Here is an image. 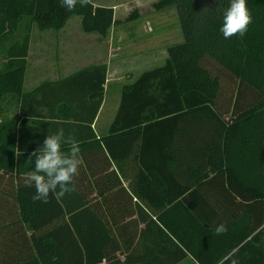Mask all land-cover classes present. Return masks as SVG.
Here are the masks:
<instances>
[{
    "label": "trees",
    "instance_id": "trees-1",
    "mask_svg": "<svg viewBox=\"0 0 264 264\" xmlns=\"http://www.w3.org/2000/svg\"><path fill=\"white\" fill-rule=\"evenodd\" d=\"M229 5L230 0L153 4L156 12L177 10L184 40L168 47L165 65L123 86L115 120L99 142L117 161L136 150L138 190L155 183L160 193L156 201L149 197L159 210L154 220L158 230L155 234L147 228L154 243L140 264H178L187 257L197 264H231V259L264 264V0H247L253 19L243 38L224 39L220 32ZM139 14L134 11L125 21ZM74 15L81 16L86 34L102 39L123 22L115 20L113 7L91 0L73 11L62 7L61 0H0V173L26 174L34 167L28 161L34 149L22 146L25 107L45 100L56 106L58 101L55 115L71 120L81 116L64 109L85 106L93 110V121L103 103L107 64L24 92L33 29H61ZM63 88L80 95L48 98ZM13 103H21V111L10 117ZM232 105V116L226 118ZM188 138L194 147L177 144ZM126 141L128 147H121ZM148 179L151 186H146ZM25 191L17 196L24 219L34 213L33 203L37 215H45L42 203ZM53 199L66 216L60 232L64 237L55 229L41 238L33 235L34 256L8 264H135L129 257L121 261L113 256L122 248L120 241L77 192ZM84 220L90 225H77ZM219 224L227 226L226 234H215Z\"/></svg>",
    "mask_w": 264,
    "mask_h": 264
},
{
    "label": "crops",
    "instance_id": "crops-1",
    "mask_svg": "<svg viewBox=\"0 0 264 264\" xmlns=\"http://www.w3.org/2000/svg\"><path fill=\"white\" fill-rule=\"evenodd\" d=\"M91 1L95 5L113 7L115 20L123 22L113 25L105 39L97 34H86L82 29L81 31H72L65 27L47 30L34 28L24 81V92L29 93L47 81H60L91 65L107 64L103 103L93 121L90 120L93 110L84 105V107L77 109L78 111L75 110L76 108L64 109L67 114L81 116L71 120L63 118L61 115H55L58 114V101L56 106L54 102L45 100L41 102V105L35 103L32 108L25 107L24 110L27 115L21 118V120H25L22 146L25 149H36L42 145L48 134L54 133L58 128H63L66 134H74L80 148L79 158L81 160L79 175L75 177V192L79 194L87 207L94 210L103 219L106 226L112 230V234L120 241L122 248L113 256L120 258L121 261H125L129 257L132 263L140 264L139 259L143 257L141 255L146 249L150 250L148 245L154 243L151 242L152 236L147 228L150 227L151 233L155 232V234L158 230L154 220H156L155 215L159 210L156 209V204L152 203L149 197L151 196L156 201L160 198V193L155 189V183L150 185L149 179L146 180V186L151 187L138 190V184L141 185L139 180L141 170L136 158V150L131 156L122 161H117L111 158L104 146L101 147L99 144L102 143V137L109 134L110 126L115 120L121 103L123 86L135 82L142 73L153 69L154 65H157L155 67L165 65L169 46L163 49L162 45H159V38L162 37L163 33L159 37L157 34L155 37L151 35L145 37V35L139 36L136 28L127 30L123 27L125 26L124 21L129 17V5L132 2L124 9L118 7L115 9L119 3L109 5L111 1ZM136 18L139 21L143 19L141 14ZM149 38L150 50L145 48V42ZM48 46L59 48L60 51L57 52L63 53L64 58L58 61L60 57L58 55L57 58L56 52L53 56L55 65H46L41 61L36 68L30 71L29 58L32 50L35 48L36 55H45ZM123 46H133L132 48L136 51L128 54L116 52V49ZM106 51H108L109 56L104 55ZM47 55L51 56V54ZM160 55L161 59L158 58ZM71 93L73 95H68ZM76 93L78 95H74ZM79 93L78 90L63 88L50 92L48 98L54 99L52 97L54 95L57 99L59 96L77 97L80 95ZM35 100H39V98ZM74 105L76 106V104ZM20 107L21 103H13L10 107L9 116L13 117L14 114H18L21 111ZM221 110L226 113V108L223 106ZM232 113L233 105L229 113L226 114V118H230ZM178 142L185 147L195 146L190 138L179 140L177 144ZM128 143V141L126 143L121 142V147H128ZM66 149L67 146H65ZM25 179V174L0 173V264L32 258L35 254L33 235L41 238L44 233L55 229L60 239L64 237V234L60 232L63 229L61 227H65L66 216L51 195V203L41 202L42 204L39 206L44 210L45 215H37L33 203L34 213L28 216V221L24 219L17 199L18 193L21 190H26L25 193L29 197L35 193L34 187H25ZM79 200L77 197V202ZM91 221L92 219L89 218L88 222L91 223ZM80 222L81 226L89 224H86V220H84L83 223L78 221L77 225H80ZM171 246L173 245H169L170 250ZM150 257L155 259L153 253ZM187 260L193 259L187 257L178 264H183Z\"/></svg>",
    "mask_w": 264,
    "mask_h": 264
},
{
    "label": "clouds",
    "instance_id": "clouds-1",
    "mask_svg": "<svg viewBox=\"0 0 264 264\" xmlns=\"http://www.w3.org/2000/svg\"><path fill=\"white\" fill-rule=\"evenodd\" d=\"M90 0H61V6L68 11L75 10L77 4L87 6ZM252 14L247 6V0H230V5L223 12V23L220 32L224 39L234 36L243 38L252 23ZM65 146L67 149L65 150ZM80 148L74 134L65 133L58 128L54 133L48 134L41 146L34 149L28 161L34 167L28 171L24 180L25 187H34L32 196L34 201L48 203L50 195L61 199L76 191L75 177L79 175L81 160ZM216 235L226 234L228 228L219 224L215 228ZM235 249L229 258L235 254ZM231 264H239L238 260L231 259Z\"/></svg>",
    "mask_w": 264,
    "mask_h": 264
},
{
    "label": "rangeland",
    "instance_id": "rangeland-1",
    "mask_svg": "<svg viewBox=\"0 0 264 264\" xmlns=\"http://www.w3.org/2000/svg\"><path fill=\"white\" fill-rule=\"evenodd\" d=\"M96 1L101 2L100 0H96ZM110 1L111 3L109 5H114L116 3H119L118 5L115 6V9L116 7H118L119 9H124L129 5L130 2H132V4L129 5L130 10L128 16H130V14L133 13L134 11H138L143 17L141 21H139L137 18L128 22L124 21L125 26L123 27L126 28L127 30L130 28H136L137 32H139V36L145 35V37L146 35H151L155 37L156 34L159 37V35L163 33V35H161L162 37L159 38L160 39L159 45L161 44L163 49H165L167 46H171L183 42L184 37L182 34L179 15L175 8L168 11H164V13L163 12L157 13L153 8V4L158 0H104V2H110ZM117 26L119 27V25ZM167 26H168V30H167ZM64 27L72 31L74 30L81 31L82 29L81 16L79 15L72 16ZM125 38L127 39V37ZM145 45H146L145 48L147 47V49L150 50V38L146 40ZM132 47L133 46H126V47L123 46L119 49H116V52L120 51L121 54H128L129 52L136 51ZM57 51H60V49L57 48L56 46H48L47 50H45V55L42 54L39 56L36 55L37 52L34 48L29 58V66H30L29 68H31L30 71L36 68L41 61H43L44 64L46 65H55L53 56L56 54ZM47 54H51V56H48ZM101 54L103 55V53ZM58 55L60 57L58 61L61 60V58L62 59L64 58L63 53L57 52V58ZM104 55L109 56L108 51H106ZM158 58L161 59L162 58L161 55ZM89 62L91 61L89 60ZM155 66L157 65L150 67L154 68ZM183 264H195V262L193 260H187Z\"/></svg>",
    "mask_w": 264,
    "mask_h": 264
}]
</instances>
